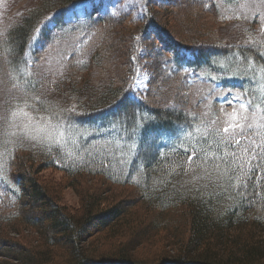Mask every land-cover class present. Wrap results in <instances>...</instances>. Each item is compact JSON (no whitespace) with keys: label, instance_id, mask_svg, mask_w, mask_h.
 Returning <instances> with one entry per match:
<instances>
[{"label":"trees","instance_id":"obj_1","mask_svg":"<svg viewBox=\"0 0 264 264\" xmlns=\"http://www.w3.org/2000/svg\"><path fill=\"white\" fill-rule=\"evenodd\" d=\"M80 1L46 0L22 16L8 29L9 54L2 56L0 63L10 69L28 67L24 53L29 50L34 55L32 64L39 66L49 53L64 46L67 59L62 80L71 83L65 101H77L81 109L54 112L56 107L47 103L45 94L53 90L56 77H38L40 73L33 72L14 85L6 80L4 70L5 85L10 90L22 85L39 109L50 111L57 119L64 117L70 125L76 122L80 129L95 128L91 123L117 129V137L83 138L74 154L55 150V160L63 164L68 187L78 190L85 173L100 175L117 186L133 188L132 193L139 195L138 208L123 196L107 199V190L99 188L101 192L84 191L82 209L71 213L61 204L60 192L55 195L38 177L43 169L57 165L48 159L36 171L38 159L21 155L15 147L9 155L15 158L0 170V244L8 232L23 234L35 229L37 236L29 242H8L4 255L12 264H264V126L258 128L259 134L256 129L248 130L247 137L239 138V145L224 142L221 130H209L204 135L203 121L192 116L199 115L193 92L182 87L186 81L183 73H195L193 81L203 72H221L216 64L221 60L214 62V56L236 53L235 63L251 60L258 66L260 73L253 74L264 88V36L256 38L252 23L243 32L232 29L230 36L221 34L218 37H224L223 41L214 43H236L240 38L241 42L232 46L234 50H206L192 38L189 43L181 35L170 37L153 9L155 3L160 5L158 0H146L148 13L153 11L145 19L131 11L114 16L96 9L84 19L67 21V9ZM182 1L186 9L180 19L184 21L190 8H202L205 3L210 4L205 10L218 12L213 0ZM141 55L138 62L151 72L145 99L131 95L136 72L132 67ZM99 63H112L115 72L110 80L94 86L91 77ZM87 70L89 76L84 75ZM240 73L225 85L251 91L255 80L249 78L246 69ZM163 87L164 91L172 90L174 99L160 95ZM12 99L6 98L10 104ZM261 108L264 111V103ZM180 130L198 133L189 142L161 145L158 150L156 144H146L144 139L152 136L147 134L150 131L169 137V133ZM132 131L141 132L138 154L123 144H114L123 136L126 140ZM246 138L262 145L256 149L261 153L256 159L242 150ZM148 151L151 155L146 154ZM127 154H132L133 162L128 163ZM95 233L102 234L96 245H82ZM124 233L127 241L123 240ZM145 243L149 244L146 248L156 251L147 252L142 248ZM108 244L109 249L103 250L101 246Z\"/></svg>","mask_w":264,"mask_h":264},{"label":"rangeland","instance_id":"obj_2","mask_svg":"<svg viewBox=\"0 0 264 264\" xmlns=\"http://www.w3.org/2000/svg\"><path fill=\"white\" fill-rule=\"evenodd\" d=\"M45 1L46 0H0V60L2 56H8L9 54L8 49L10 48L6 46L8 41V29L19 23L20 21L18 20L22 16H26L30 10L38 8L39 5H44ZM158 1L160 2V5L155 3L153 9L158 13L156 18L163 21L164 25L167 26L166 31L170 37H173V34H176L178 37L181 35L182 39H188L187 41L189 43V38H192V40L200 42V44L203 45L202 48H206V50L210 47L234 50L232 46L239 44L241 42L240 38L235 39L236 43L223 42L219 46L214 45V43L219 40L223 41L224 37H218L221 34L230 36L229 32L232 29L243 32L245 27L252 23L256 27V38L264 36V0H241L233 3H228L222 0H213V3L216 4L218 9L217 13L205 10V7L210 5L205 3L204 5L206 6H203L202 8H190L192 11L189 12L190 14H188L186 18L187 20L185 19V21L180 19V13H183L186 9L184 1L181 0V3H179L178 0ZM96 9L100 11V14H110L114 16L120 15V13L126 11H131L137 18L144 19L147 18V15L151 16L153 11V9H150V14L148 13L146 0H82L67 9L66 20L74 22L84 19ZM152 16H154V14ZM248 36V33L246 36L244 34L243 39L245 40ZM120 50H122V48ZM65 51L66 49L64 46L57 47L45 57L39 66H37L36 63L32 64L34 55L29 50H26L24 53L25 60L30 63L28 67L20 66L10 69L7 64L0 63V170L8 165V160L15 158L9 157V155L15 151V147H18L22 151L21 155L27 153V155L29 154L28 156H30L29 158L32 157L38 159L40 165L38 164L37 166V163H35L37 166L36 171L41 169L40 167L44 165V162L49 161L48 159H50V162H54L57 165L55 167L52 166L51 168L43 169L38 173V177L47 187H50V189L55 192V195L57 191L60 192L61 204L66 206L69 209V212L76 214V212H79L82 209L84 198H81V195L82 193L84 195V191L90 190V192H101L100 189L107 190V193L104 194L107 199H110L111 196H123V198L133 201L135 207L138 203L136 199L139 195L136 192L132 193V191H134L133 188L117 186L105 181V178L100 175L90 176L85 173V175H82L80 178L81 184L78 185V190L68 187V176L61 170L63 164L55 160V150L74 154V151L77 148V143H81L83 138L89 134L92 135V137L98 136L102 138H110V135L117 137L119 135L116 132L117 129L105 126L101 128L95 125L97 123H93V125L91 122L89 123L95 128L80 129L76 122H74L73 125H70L69 122L65 121L64 117L57 119L50 116V111H46L45 109L41 110L42 108L39 109L36 103L31 101L30 96L26 94L27 90L22 87V85L16 89L11 85V88L14 90H10L5 85L4 70L8 73V78L6 80L9 79L14 85L20 82L24 76H28L33 72H36L37 74L40 73L38 77H44L45 75L51 76L52 78L56 77L55 86H52L53 90L46 91L47 93H50L49 95L45 94L47 103L56 107L54 112L66 111L71 113L74 112L73 109L80 110L81 105L77 101H75V103L70 99L65 101L67 95L66 90H70L68 86L71 85L69 81L62 80V74L67 59V53H65ZM219 54H222V52L220 51ZM214 57L216 58L214 59V62L218 59L221 60L220 63H216L219 69H221V72H203L201 75L199 74L191 84H188L190 82L186 81H189L192 74L183 73V77L186 78V81L183 83L182 87L185 92L188 88L189 91L193 92V98H195L193 103L197 105V111L199 113V115L192 116L201 119L205 125L202 134L207 135L209 130H221V134L225 135L223 129L228 127L229 122L232 121L234 110L235 116H239L241 111L239 109V103L241 102L246 105H249V102H251V104L244 110V114L250 118L248 122L254 124L258 128L263 127L264 113L261 110H258V106L260 101H264V88L256 78L257 75L253 74H256L257 72L260 73L258 66L251 60L248 62L243 61L239 64L235 63L234 59L238 58L236 53L228 54L226 57ZM142 58L143 55L138 56L132 67V70L136 72L133 77V83L131 84V88H133L131 95L140 99H145L149 88L151 72L146 68L145 64L143 65L138 62V59L142 61ZM115 62L116 61H113L112 63L115 64ZM112 63L108 66L105 63H99V65L96 66L95 75L91 77L94 86L107 82L112 78V75L115 72ZM2 64H4V66ZM119 64L120 62H118V65ZM106 66L107 68L109 67L110 71L106 70ZM242 69H246V71L249 72V78L255 80L253 81L254 89L248 83L247 85L252 88L251 91L246 90L245 87L235 88L232 84L226 87L225 83L233 80L234 75L241 74L240 71ZM89 73L90 70H87L84 72V75L89 76ZM227 74H229V76H226ZM234 82L236 84L245 85V83H240V81ZM56 83L58 87L57 90ZM170 83L171 81H168V84ZM164 88L165 87L160 89V95L171 96L172 99H174L170 92L172 90L169 89V91H164ZM7 96L13 98L10 107L6 106L4 103ZM40 96L42 95L36 96L35 98H40ZM253 109H256L258 112L255 119L252 118ZM5 111L8 113L7 119L3 118ZM13 112L16 113L15 116L12 115ZM145 125L146 124H144V126ZM78 132L81 134H78ZM71 133H73V135ZM116 133L118 134L117 136ZM139 133L141 135V132L139 131H132V136L130 134L126 140H123L125 138L123 136L121 141L114 144L117 146L123 144V147H130L133 154H138L139 145L141 143V137H138ZM146 133L147 132H145L144 137H146ZM151 133L152 136L150 135L144 138L145 142L146 144H156L158 150L161 145L180 141L189 142L190 139L196 137L198 131H173L168 134L169 137H165L166 135H163L161 132L155 133V131H150L147 134ZM135 136H137L136 139L134 138ZM112 148L113 147H108V149ZM149 153L150 151L146 152L147 155H151ZM125 159H129L128 163L130 161L133 162L132 154H127ZM16 177L17 175H15V178ZM91 185H93V187H91ZM136 207L138 208V205H136ZM149 229L151 228L149 227ZM158 232L160 233L164 231L159 230ZM24 233L26 235H23ZM23 234H11L8 232V235L5 237L2 236V240L4 239L6 244L5 242L2 245L0 244V264H12V261L4 255L5 251L8 249V242L17 241L24 243L31 241V239L36 240L37 233L35 229L30 230L29 233L23 232ZM125 234L126 233H124L122 237H124ZM100 236H102L101 233H95L92 238H88L89 240L87 239L88 241L84 242L82 245L87 246L89 243L96 245ZM123 240L127 241L125 237ZM148 246L149 244L145 243L142 248L146 249L147 252L156 251L154 247L153 249L152 247L146 248ZM101 247H103V250L109 249V244L108 246L103 245ZM111 249L117 251L116 246L114 247L112 245ZM55 253L57 254L56 250ZM136 254L142 256V253L137 252Z\"/></svg>","mask_w":264,"mask_h":264},{"label":"snow or ice","instance_id":"obj_3","mask_svg":"<svg viewBox=\"0 0 264 264\" xmlns=\"http://www.w3.org/2000/svg\"><path fill=\"white\" fill-rule=\"evenodd\" d=\"M239 99V98H237ZM6 106L10 107V102L9 101H5L4 102ZM251 104V102H249V105ZM246 105L245 103L241 102L239 103V109L240 114L239 116H235V110H234V115H233V119L231 122H229L228 127H225L223 129L224 132V137H223V141L224 142H235L236 145L240 144V139L239 138H244L246 137V134L248 132V130L254 129L256 128L257 134H259V129L257 126H255L252 123H249V116L244 114V110L249 106ZM7 111H5L3 118L7 119ZM13 116L16 115L15 112L12 113ZM258 115V112L256 109H253L252 112V118L255 119ZM262 145L256 143V141L252 138H246L245 139V144L244 146H242V150L247 153V152H251L252 153V159H256L257 156H260L261 153L257 152L256 149L261 148Z\"/></svg>","mask_w":264,"mask_h":264}]
</instances>
